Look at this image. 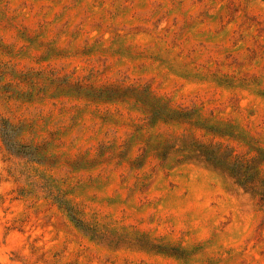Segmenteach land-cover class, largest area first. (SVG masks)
Masks as SVG:
<instances>
[{"label":"rangeland","instance_id":"obj_1","mask_svg":"<svg viewBox=\"0 0 264 264\" xmlns=\"http://www.w3.org/2000/svg\"><path fill=\"white\" fill-rule=\"evenodd\" d=\"M0 264H264V0H0Z\"/></svg>","mask_w":264,"mask_h":264}]
</instances>
